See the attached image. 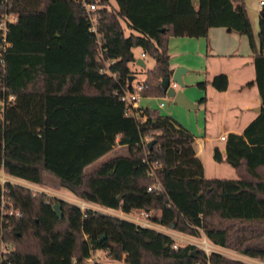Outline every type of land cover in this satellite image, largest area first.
Returning <instances> with one entry per match:
<instances>
[{
    "label": "trees",
    "instance_id": "trees-1",
    "mask_svg": "<svg viewBox=\"0 0 264 264\" xmlns=\"http://www.w3.org/2000/svg\"><path fill=\"white\" fill-rule=\"evenodd\" d=\"M91 1L99 6L100 46L78 0L0 3V19L5 9L17 16L8 22L4 48L0 38V167L36 183L51 176L74 195L123 212L146 209L154 223L202 232L216 245L264 259L263 11L256 45L244 0H115V8L108 0ZM121 19L135 32L125 34ZM211 26L246 35L254 54L259 110L241 132L225 135L224 155L217 147L212 154L234 168L235 178L205 177L189 130L157 109L128 113L120 98L123 87H132L133 47L154 59L140 94L162 96L160 79L170 74L168 36H205ZM210 82L225 90L227 75ZM115 145L126 152L86 169ZM143 158L156 163L153 175ZM156 180L162 189L147 190ZM1 242L0 264H84L88 257L99 264L96 249L127 264H203L207 258L191 243L172 247L173 238L155 228L81 210L8 180L0 182ZM208 260L242 264L214 251Z\"/></svg>",
    "mask_w": 264,
    "mask_h": 264
},
{
    "label": "crops",
    "instance_id": "crops-1",
    "mask_svg": "<svg viewBox=\"0 0 264 264\" xmlns=\"http://www.w3.org/2000/svg\"><path fill=\"white\" fill-rule=\"evenodd\" d=\"M108 1L109 7L115 8L117 6L115 0ZM244 3L248 11L247 13L249 14L251 29L252 31L257 29L258 33V14L260 10L257 6V0H244ZM250 15L252 18H250ZM255 15L257 16V28L254 26L255 23L253 18ZM255 43L257 45L256 41ZM167 52L169 55L170 73L176 66L180 65L185 67V71L181 76L184 85L181 89L177 90H181L189 101L195 103L194 107L198 108V110L200 107H203V119L200 118V113H197L195 122H193L190 117L189 109L174 102L172 97L167 100L165 91L162 96L141 95L137 104L141 108L147 107L157 109L160 114L171 116L180 125L189 130L193 135L192 144L195 154L201 160L203 165V175L207 178L221 177L206 173L205 160H208L209 158L214 160L212 157L214 147H217L221 154L224 155L225 138L221 139L220 136L226 135L229 131L241 132L244 126L257 114L258 111H256V109L258 108L259 110L260 106L258 90L254 82V54L249 47L247 37L244 34L230 31L224 26H211L208 28L205 36H168ZM142 53L144 52L141 51L139 56H133L134 61L138 65H140V62L142 61L143 65L141 66H144L145 62L143 56L145 53L143 55ZM245 70H248V72L251 71L253 73L252 77H250V74H245ZM221 72L227 75V87L225 90H216L211 85L210 81L215 74ZM233 77L236 79L234 80L233 88L230 90ZM133 78L132 81L135 82ZM171 81L172 80L169 82ZM200 81L204 82V87L197 85V82ZM248 81H251V83L247 84ZM176 85L174 87H176ZM245 86L248 89H244ZM201 96L205 97L203 101H199ZM10 98L11 96H9V99ZM160 101L163 102L162 105H160ZM166 104H168L166 110L162 112V108H164ZM207 112L210 115L220 116L222 128L215 135H212L209 130H207ZM224 119H227L228 121L224 122ZM125 152V146L115 145L112 150L107 153L105 158L116 153ZM214 162L216 163L214 169L217 170L221 168L222 164L227 163L225 161L215 160ZM0 170L2 174L7 176L6 180L12 183L23 185L29 189H33V186L39 185V183L9 175L4 172L2 167H0ZM54 183L56 185V188L54 189L41 185V189L38 190L73 204H76L81 200L86 201L88 203V208L104 213L116 215L114 214V211L119 210L120 213H117V216L124 217L121 215V212L123 211L120 209L87 201L74 195L55 181ZM130 212L136 213L135 210ZM158 228H160V231L174 236L176 240H179L178 237L181 239L191 237V234L178 231L172 227L158 224ZM242 259L244 258L242 257ZM125 264L127 263L125 262Z\"/></svg>",
    "mask_w": 264,
    "mask_h": 264
},
{
    "label": "built area",
    "instance_id": "built-area-1",
    "mask_svg": "<svg viewBox=\"0 0 264 264\" xmlns=\"http://www.w3.org/2000/svg\"><path fill=\"white\" fill-rule=\"evenodd\" d=\"M78 1L80 2V5H81L82 10L84 12L85 19H86L87 24H88V29H89V31L94 33L95 38H96V42L100 46L101 34L99 32V20H100V12L98 10L99 6L96 2L91 1V0H78ZM5 2H6V0H0L1 4L5 3ZM257 6H258L259 10L263 11L264 10V0H257ZM16 17L17 16L15 13L8 12L6 9L4 10V12L2 14V17L0 19V38L2 41V43H1L2 48H4V46L8 44L6 41V36L8 35V22H14L16 20ZM143 54L144 53H142V55ZM130 82H131L132 87L131 88L123 87L122 91L120 93V98L122 100H124L126 103V111L128 113H132L135 115L138 112L139 106H138L137 102L141 96L140 90L145 87V84L142 80H138V81L133 82L131 79ZM169 84L172 85L173 87L176 85V83L174 81L169 82ZM114 92L117 93V90H114ZM162 104H163V102L160 101V105H162ZM220 138L224 139L225 135H221ZM144 160L149 165V174L153 175V173H154L153 167H154V165H156V163L153 162L152 164H150L145 158H143V161ZM151 189L161 190L162 185H161L160 181L156 180L152 185L147 186V190H151ZM76 205L79 206V208L81 210L88 208V203L86 201H83V200L77 202ZM135 211H136L137 215L135 214V215L130 216V217L124 216L123 214H121V215L124 216L123 218L129 219V220L135 222L136 224H139L142 226L152 227V228H155L157 230L160 229V228H158V224H156V223H154L148 219V214H149L148 210L136 209ZM16 214H18L17 211H16ZM202 235H203V237L199 238L197 240L198 242H197L196 246L200 247L207 256L206 261L203 264H209V260H208L209 253L213 252V251L221 253L220 250L218 249L221 246L212 243L211 241H209L204 236V234H202ZM171 237L173 238L172 247H174V248H176L179 245H184L183 243L179 242V240L183 241V240L187 239V238L181 239L180 237H178L179 240H176L174 236H171ZM186 242H187V240H186ZM188 242L190 243L193 241L191 239H188ZM194 243H196V242H194ZM2 247H3V243L1 242L0 248L2 249ZM104 252L107 255V250H105ZM245 256L248 258V261L250 264H264L263 258L252 257V256H248V255H245ZM91 262H92V257H88L84 261V264H90ZM112 264H119V263L114 262Z\"/></svg>",
    "mask_w": 264,
    "mask_h": 264
},
{
    "label": "rangeland",
    "instance_id": "rangeland-1",
    "mask_svg": "<svg viewBox=\"0 0 264 264\" xmlns=\"http://www.w3.org/2000/svg\"><path fill=\"white\" fill-rule=\"evenodd\" d=\"M246 8V6H245ZM247 11V9H246ZM248 12V11H247ZM248 15V18H249V14L247 13ZM250 18L251 15H250ZM254 23H255V28H257V16L255 15L254 16ZM250 20V19H249ZM121 23L123 25V30H124V33L125 34H129L130 32H135V30L131 29L130 27H128V25L126 24V22L121 19ZM251 23V22H250ZM252 34H253V38L254 40L257 42L258 40V37H257V29H254V31H252ZM143 51L141 49V47L139 46H135L132 48V52H133V55L136 57V56H139V53ZM143 59H144V62H145V65L144 66H141V65H138L134 60L129 62V66H130V69L133 71V74H134V78L133 80L134 81H138V80H142L144 78V75H145V70L146 68H150L152 67L153 63H154V59L152 56H150L149 54L145 53V55L143 56ZM245 74H250V77H252V72H248V70H245ZM169 76H171V73L169 74ZM169 79L171 80V78L169 77ZM236 78L233 77L232 80H231V86H230V90L233 88L234 86V80ZM182 86H179L178 84L176 85V87H174V89H181ZM244 89H248L246 86ZM247 91V90H246ZM166 99H171V97L169 96H166ZM2 103V100L0 99V104ZM168 104L165 105L164 108H162V112H164L166 110V106ZM186 109V108H185ZM189 109V112H190V117L191 119L193 120V122H195V119L197 117V113H200V118L203 119V107H200V109L198 110V108L196 107H192V108H188ZM188 111V110H187ZM208 111V110H207ZM228 121L227 119H224V122ZM206 127H207V130H209V132L212 134V135H215L217 134L220 129L222 128L221 127V123H220V116L217 115H210L208 112L206 114ZM147 138H149V136H146ZM107 156L104 155L100 158H98L97 160L93 161L89 166H87V170L89 169H92L94 168L95 166H97L105 157ZM214 165H216V163L214 162V160H212V158H209L208 160H205V166H206V173L207 174H211V175H215V176H221V177H226V178H235L236 177V173L234 172L233 170V167L228 164V163H224L222 164L221 168H219L218 170L217 169H214ZM7 179V176L2 174L1 170H0V182H3L4 180L6 181ZM46 186L47 188H51V189H54L56 188V185L54 183V179L53 177L51 176H46L44 179H43V182L42 183H39V185H36V186H33V189H31L32 192H40L39 190L41 189L42 186ZM39 189V190H38ZM46 195L49 196V194L45 193ZM51 196V195H50ZM111 211H114V210H111ZM117 215V213H120L119 210H116L114 211ZM121 214H123L124 216H127V217H130V216H133V215H137V213H134V212H121ZM167 227V226H166ZM189 234V233H187ZM191 237H187V239L183 240V241H179L183 244H187L189 243L188 242V239H191L193 242H190L191 244L193 243L194 245L197 244V240L199 238H202L203 235H202V232H199V234L197 235H190ZM187 240V242H186ZM196 242V243H194ZM221 252L222 255H224L225 257H228V258H231V259H235L237 261H240L242 264H250L249 261H248V258L244 255L246 254H243L233 248H229V247H220L218 248ZM93 256L94 258L100 263V264H112L114 262L116 263H119V264H125V262L123 260H117V259H113V258H110L109 256H107L104 252L103 249H96L95 252L93 253ZM242 257L244 259H242Z\"/></svg>",
    "mask_w": 264,
    "mask_h": 264
},
{
    "label": "water",
    "instance_id": "water-1",
    "mask_svg": "<svg viewBox=\"0 0 264 264\" xmlns=\"http://www.w3.org/2000/svg\"><path fill=\"white\" fill-rule=\"evenodd\" d=\"M263 14H264V10H263ZM140 65H143V62H140ZM185 71V67L183 66H176L172 72H171V76H164L160 79V85L163 88V90L165 91V94L169 97H172L173 101L176 103H179L181 105H183L186 108H191L195 106V103L189 101L185 95L183 94V92L181 90H176L174 89V87L172 85L169 84V77L171 78L172 81H174L176 84H178L179 86H183L184 83L182 81V74ZM133 78V75L129 76V82L131 81V79ZM1 106V104H0ZM256 111H258V108L256 109ZM154 142V139H151L147 142V146L150 147V145ZM119 197V196H118ZM52 208L54 210V212L56 213L57 216H60V207H59V201H55L52 204Z\"/></svg>",
    "mask_w": 264,
    "mask_h": 264
}]
</instances>
